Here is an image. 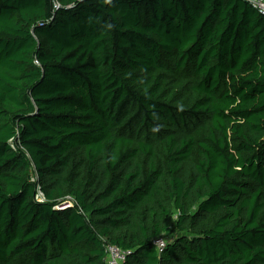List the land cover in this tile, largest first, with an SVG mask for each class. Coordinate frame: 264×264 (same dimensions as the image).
I'll use <instances>...</instances> for the list:
<instances>
[{
    "label": "trees",
    "instance_id": "trees-1",
    "mask_svg": "<svg viewBox=\"0 0 264 264\" xmlns=\"http://www.w3.org/2000/svg\"><path fill=\"white\" fill-rule=\"evenodd\" d=\"M108 245L264 264L249 0H0V264H106Z\"/></svg>",
    "mask_w": 264,
    "mask_h": 264
},
{
    "label": "built area",
    "instance_id": "built-area-1",
    "mask_svg": "<svg viewBox=\"0 0 264 264\" xmlns=\"http://www.w3.org/2000/svg\"><path fill=\"white\" fill-rule=\"evenodd\" d=\"M250 4L253 8L258 10L264 16V0H249ZM37 202L43 203L44 198L40 191H38ZM71 203L69 200L63 202V204L58 206L59 210H63L66 207L70 206ZM166 240L162 237L155 238L153 240V245L155 246L158 253H162L166 247ZM127 255H129L128 251L122 250L115 246L108 245L106 247V264H125Z\"/></svg>",
    "mask_w": 264,
    "mask_h": 264
}]
</instances>
